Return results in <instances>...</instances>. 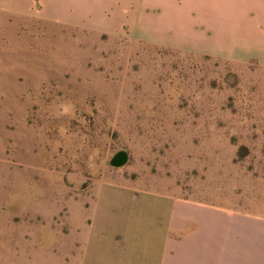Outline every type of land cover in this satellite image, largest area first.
Listing matches in <instances>:
<instances>
[{
  "label": "rangeland",
  "instance_id": "374dc122",
  "mask_svg": "<svg viewBox=\"0 0 264 264\" xmlns=\"http://www.w3.org/2000/svg\"><path fill=\"white\" fill-rule=\"evenodd\" d=\"M229 1L0 0V264L146 260L174 205L264 238V37Z\"/></svg>",
  "mask_w": 264,
  "mask_h": 264
},
{
  "label": "crops",
  "instance_id": "0c3cea01",
  "mask_svg": "<svg viewBox=\"0 0 264 264\" xmlns=\"http://www.w3.org/2000/svg\"><path fill=\"white\" fill-rule=\"evenodd\" d=\"M229 2L227 20L234 27L232 36L239 31L242 35L264 37V0ZM212 18L219 21L222 17L216 13ZM172 210L167 234L177 232L180 236L143 243L150 258L138 256L134 264H264V238L239 237L237 224L212 221L211 209L174 205ZM191 222L196 228L184 233V227Z\"/></svg>",
  "mask_w": 264,
  "mask_h": 264
},
{
  "label": "flooded vegetation",
  "instance_id": "af4514ba",
  "mask_svg": "<svg viewBox=\"0 0 264 264\" xmlns=\"http://www.w3.org/2000/svg\"><path fill=\"white\" fill-rule=\"evenodd\" d=\"M123 153H116L113 157V163L118 164L120 163V158L123 157Z\"/></svg>",
  "mask_w": 264,
  "mask_h": 264
},
{
  "label": "water",
  "instance_id": "95a60500",
  "mask_svg": "<svg viewBox=\"0 0 264 264\" xmlns=\"http://www.w3.org/2000/svg\"><path fill=\"white\" fill-rule=\"evenodd\" d=\"M123 160V157L120 158V162Z\"/></svg>",
  "mask_w": 264,
  "mask_h": 264
}]
</instances>
